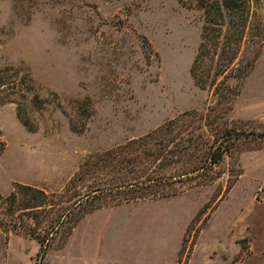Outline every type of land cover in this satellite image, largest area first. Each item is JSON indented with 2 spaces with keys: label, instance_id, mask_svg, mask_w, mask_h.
Here are the masks:
<instances>
[{
  "label": "rangeland",
  "instance_id": "1",
  "mask_svg": "<svg viewBox=\"0 0 264 264\" xmlns=\"http://www.w3.org/2000/svg\"><path fill=\"white\" fill-rule=\"evenodd\" d=\"M244 1L247 71L227 79L232 106L204 129L245 132L213 170L153 193L96 189L162 158L108 172L100 155L215 101L203 12L188 0H0V264H70L53 256L76 224L71 247L93 245L82 264H264V0ZM30 211L49 232L41 256L34 234L11 228Z\"/></svg>",
  "mask_w": 264,
  "mask_h": 264
},
{
  "label": "trees",
  "instance_id": "2",
  "mask_svg": "<svg viewBox=\"0 0 264 264\" xmlns=\"http://www.w3.org/2000/svg\"><path fill=\"white\" fill-rule=\"evenodd\" d=\"M185 2V1H184ZM188 4L203 12L204 24L202 32L205 42L200 43L199 55L207 56L205 86L214 89L216 99L204 112L196 110L185 111L177 117L168 119L148 133L126 141L100 155L103 163L101 170L115 172L126 166H133L138 160L153 164L161 159V165L156 170L144 175H127V172L116 177L111 184L96 190H124L134 189L136 186H156V193L160 185L173 184L183 178L195 179L200 174L213 170L232 152L235 140L245 132L241 127L204 129L218 123L220 115L227 111L235 99L233 86L227 79L241 78L247 70L242 66L240 53L241 39L247 23L246 3L244 0H188ZM226 21V29H222L221 22ZM243 55V54H242ZM219 76L224 77L219 80ZM227 82V83H226ZM226 93H232L228 96ZM219 126L218 124L216 125ZM5 148L0 139V156ZM196 152L199 154L195 155ZM168 153V155L166 154ZM189 154L188 158L184 156ZM195 158V159H194ZM146 169V168H145ZM34 213L18 215L11 228L21 227L34 234L41 243L38 253L41 256L50 246L48 231ZM10 221L13 213H6ZM23 217H31L29 223L23 224ZM20 219L18 223L17 220ZM36 264H39L38 262Z\"/></svg>",
  "mask_w": 264,
  "mask_h": 264
},
{
  "label": "crops",
  "instance_id": "3",
  "mask_svg": "<svg viewBox=\"0 0 264 264\" xmlns=\"http://www.w3.org/2000/svg\"><path fill=\"white\" fill-rule=\"evenodd\" d=\"M124 207H125V206H124ZM88 216H89V215H88ZM86 217H87V216H86ZM86 217H85V218H86ZM85 218H84V219H85ZM101 220H102V219H101ZM79 223H80V222H78V224H79ZM98 225H99V223H98V219H97V222H94V223H92V224L89 226L88 231L93 230V229H97ZM114 226H115V225L109 224V225H108V231H109L110 229H113ZM77 228H78V226H77V224H76V226L73 228L71 234L68 236L64 248L58 250V252L55 253L53 257L56 258V256H57V255H60V254L63 256L62 253H64L65 250H66V252L68 251V252H67V256L69 257V255H70V259H69L70 264H82V262H81L82 260H87L86 253H87V252H90V249H91V247L93 246V245H92V239L85 237L82 243H75L72 247H71V245L69 244L71 238L73 237V234L77 231ZM110 236H111V237L115 236V235L112 233V231L110 232ZM106 241H107V240H106ZM106 241H104V242H106ZM82 252H84V254H83V255H80V253H82ZM81 258H82V260H80ZM50 259H51V258H49V263H48V264H52V263H53V262H52V263L50 262ZM88 259H89V263H88V261H87V262H84V263H85V264H93V263H91V262L94 261V258H93V257H88ZM74 262H75V263H74Z\"/></svg>",
  "mask_w": 264,
  "mask_h": 264
}]
</instances>
